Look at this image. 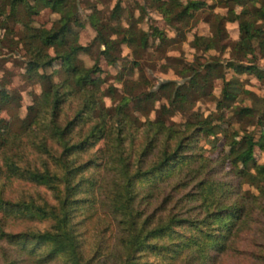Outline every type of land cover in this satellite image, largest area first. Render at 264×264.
Segmentation results:
<instances>
[{
  "label": "trees",
  "instance_id": "1",
  "mask_svg": "<svg viewBox=\"0 0 264 264\" xmlns=\"http://www.w3.org/2000/svg\"><path fill=\"white\" fill-rule=\"evenodd\" d=\"M152 1L174 30L176 23L186 24L195 11L208 7L197 0ZM75 2L10 0L6 10L0 9L4 22H21L27 31L21 39L25 74L40 87L23 118H0V264H214L244 224V202L264 198V161L257 162L253 153L257 148L264 156V100L261 109L253 101L233 104L241 95L237 75L264 79L254 55L256 47L264 56V0H221L225 14L207 12L210 35L203 37V50H223L224 23H237L230 59L178 64L182 82L164 80L156 86L175 107L161 103L156 116L143 121L128 110L151 111L159 99L156 91L121 96L109 113L100 108L102 92L93 77L97 62L86 67L76 58L88 52L89 44L75 40L74 28L84 26ZM44 8L59 16L47 30H38L30 22ZM87 20L95 32L91 42L102 44L106 61L115 62L111 51L130 43L132 32L105 40V24L93 12ZM257 21L262 24L256 26ZM152 33L169 40L156 27ZM138 40L145 44L146 34ZM246 56L251 60L242 62ZM53 61L58 68L46 73ZM227 69L233 72L229 77ZM208 77L221 80L216 105L230 109L240 125L227 152L214 159L203 156L198 143L225 132L218 114L190 112L183 130L164 124V116L209 93ZM253 118L257 137L246 128ZM224 167L226 175L232 173L256 194H240L217 178ZM260 208L264 218V204ZM260 236L257 264H264V233Z\"/></svg>",
  "mask_w": 264,
  "mask_h": 264
},
{
  "label": "rangeland",
  "instance_id": "2",
  "mask_svg": "<svg viewBox=\"0 0 264 264\" xmlns=\"http://www.w3.org/2000/svg\"><path fill=\"white\" fill-rule=\"evenodd\" d=\"M9 1L0 0V9L5 8L6 10ZM178 1L185 3L187 0ZM197 1L204 2L208 7L202 12L195 11L193 16L188 18L186 24L184 22L176 23L178 29L174 30L166 24L152 0H76V13L84 26L74 28L75 40L80 45L89 44L88 52H80L76 58L86 67L97 62L99 72L95 73L93 77L98 79V85L102 92L99 104L103 111L112 112L121 96L132 97L142 91H156L155 95L159 96V99L153 103L151 111L142 113L134 109L128 110L130 116H134L139 121H143L144 118L153 119L161 103L167 105L171 110L175 107L169 101V97L165 98L166 93L157 92L156 86L164 80L182 82L183 79L177 72L178 64L182 62L196 65V63L203 64L212 61L225 64L230 59L231 44L238 38L237 23L235 21L224 23L226 39L223 41V50H203V37L210 35V28L205 19L207 12L225 14L227 8L223 7L221 0ZM116 3H118V7L113 16L111 12ZM234 10L237 12L239 7H234ZM92 12L98 18L99 23L106 26L102 32L105 40L120 39L126 29L132 32V35H127L130 43H120L111 51V56L116 58L113 63H108L101 54L102 44L97 40L91 42L95 32L89 25L87 17ZM20 16L21 19H24L23 12L20 13ZM58 16L57 13H53L47 8L41 9L37 15L32 16L30 26L38 30H47ZM261 24L260 21L256 22V26ZM108 26L118 28L119 31L116 34L111 33ZM154 27L162 30L164 36L169 40L162 42L155 38L152 33ZM9 28L11 31H8ZM26 32L21 22L11 20L4 22L0 16V118L8 122H11L14 117L23 118L26 114V107L32 103L35 95L40 91V87L30 83L25 74L26 53L21 39H24ZM143 33L146 34V42L140 44L138 38ZM195 41L200 45L199 47ZM254 49L255 63L264 69V56L258 53L256 47ZM47 53L53 56V49L48 48ZM242 60V62H247L251 60V57L246 56ZM56 68H58V61H53L51 67L46 69V73L55 72ZM53 72L52 77L56 79V74ZM232 74L230 69L226 70V77ZM237 77L242 81L241 95L233 104L250 105L253 101L256 103L255 106L261 109L264 100V79L257 80L245 74L237 75ZM207 80L209 93L199 101H188L185 110L172 111L168 116H164V124L174 130H183L184 123L190 118V112L202 115L218 114L224 120L221 127L225 132L217 134V137L213 139L212 137L200 139L198 143L201 154L209 159H214L219 154L227 152V143L231 137L237 138L234 131L240 128V125L232 117L230 109H220L216 105L220 99L221 80L214 77H208ZM131 104L132 101H129L127 105L131 106ZM254 120L255 118L246 125V128L257 137L259 127L254 125ZM101 146L100 142L94 149ZM253 153L257 162L264 161L263 154L257 148ZM227 170L228 168L224 167L223 172L217 174V178L230 182L233 189H236L240 194L245 191L256 194L254 188L240 182L232 173L226 175ZM244 204L247 210L244 215V224L238 236L232 237L229 249L218 255L213 261L214 264H257L259 262L256 255L263 244V238L260 235L264 233V218L261 216L262 209L260 207L264 204V198L251 199V202L246 201Z\"/></svg>",
  "mask_w": 264,
  "mask_h": 264
}]
</instances>
